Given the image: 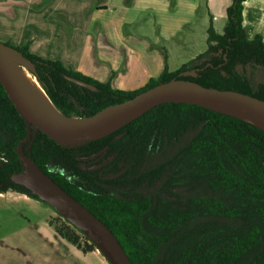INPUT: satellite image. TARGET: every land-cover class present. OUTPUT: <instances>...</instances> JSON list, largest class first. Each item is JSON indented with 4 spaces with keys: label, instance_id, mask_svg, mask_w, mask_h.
Masks as SVG:
<instances>
[{
    "label": "trees",
    "instance_id": "16d2710c",
    "mask_svg": "<svg viewBox=\"0 0 264 264\" xmlns=\"http://www.w3.org/2000/svg\"><path fill=\"white\" fill-rule=\"evenodd\" d=\"M245 1L228 7L224 33L209 27L204 52L176 70L166 64L134 90L43 58L30 43L16 47L35 62L43 88L70 116L94 114L174 77L264 99V38L248 36ZM26 135V120L0 81V191L41 199L13 178L25 170L18 146ZM23 148L114 231L135 264H264V128L256 123L172 101L111 133L76 142L57 141L33 125ZM59 215L60 224H49L62 238L85 253L98 249Z\"/></svg>",
    "mask_w": 264,
    "mask_h": 264
},
{
    "label": "rangeland",
    "instance_id": "374dc122",
    "mask_svg": "<svg viewBox=\"0 0 264 264\" xmlns=\"http://www.w3.org/2000/svg\"><path fill=\"white\" fill-rule=\"evenodd\" d=\"M222 1L217 0V5ZM8 2L6 9L12 17L0 14V40L15 46L31 41V52L43 58L62 60L93 77L96 74L112 82L117 80L121 88L127 90L140 88L151 77H158L166 64L170 70H176L204 52L208 42L200 39L196 46L187 44L190 49L179 56L171 45L180 46L182 41H177L178 35L172 37L171 34L178 31L179 37H184L185 31L181 28L196 26L197 14L208 13L212 3L214 11H219L214 0H131V15H137V20L149 27V33L142 31L139 23H131L134 37L130 44L127 40L110 38L117 22L126 16L122 8L126 0H2L0 8ZM106 3L110 7H98ZM227 20L228 14L222 21L211 15L207 29L214 23L216 31L224 33ZM129 27L125 25V32L128 33ZM191 36L194 40L197 38ZM159 45H163L162 48ZM62 220L58 211L41 199L16 190L0 191V243H21L26 255L23 264L33 255L40 264L68 263L69 260L55 259L52 246L42 237L26 232L35 224H60ZM95 252L86 257L81 255V259L87 264H111L99 249ZM69 257L72 263L79 264L76 256ZM9 262H15V258L0 250V264Z\"/></svg>",
    "mask_w": 264,
    "mask_h": 264
},
{
    "label": "water",
    "instance_id": "95a60500",
    "mask_svg": "<svg viewBox=\"0 0 264 264\" xmlns=\"http://www.w3.org/2000/svg\"><path fill=\"white\" fill-rule=\"evenodd\" d=\"M9 56L26 67L37 78L39 83L40 81L35 62L15 45L0 40V81L27 124V135L18 146V154L25 165V170L15 173L13 178L18 183L27 186L33 193L38 194L41 199L48 202L60 214L79 227L96 244L111 264L135 263L114 231L86 205L66 191L25 152L23 142L29 140L33 125L57 141L76 142L103 136L105 134L94 135L92 132L136 115L131 119L133 120L158 104L175 101L202 104L211 108H214L212 106L214 102L227 105L234 104L251 113L262 124L237 114L233 115L249 120L264 128L263 98L236 89L209 87L195 80L177 77L158 83L130 99L110 104L91 115L70 116L55 105L61 114L64 115V118L51 119L41 115L30 103L14 75ZM70 78L92 89L97 88L94 84L82 79Z\"/></svg>",
    "mask_w": 264,
    "mask_h": 264
},
{
    "label": "crops",
    "instance_id": "0c3cea01",
    "mask_svg": "<svg viewBox=\"0 0 264 264\" xmlns=\"http://www.w3.org/2000/svg\"><path fill=\"white\" fill-rule=\"evenodd\" d=\"M0 1H2V0H0ZM5 1H7V0H5ZM126 1H127V3L122 4V8L125 9L126 16L117 22V24L115 25L116 31L112 32L113 36L110 38L116 39V40L121 41V42H123L124 40H127L131 44V40H133V37H134L133 35H131V23H134V25L139 23L138 26H140V27L142 26V31H146L147 33H149V27L146 24L142 23V21L137 20V15H131V0H126ZM214 2L216 3V6H218L217 0H214ZM2 3H4V2H2ZM9 3L10 2L6 3L4 6H2L0 8V14L3 13V14H6L7 16L12 17L10 12H8L6 9L8 7ZM231 3H232V0H223L221 5L218 6L219 11H214L213 5L215 6V4L212 3V6H211L210 11L208 13L205 12V13L197 14L196 26L193 25L191 27V29H186L185 27L181 28L182 32L185 31L184 37H179L178 31L171 34L172 37L175 35H178L179 38L177 37V41H179V42L182 41V44H180V46H175L172 44L171 48L173 49L175 47L176 49H174V50L178 53V55L183 56L190 49V45H187V44H195V46H196V43L200 39L206 40L207 36H208V29L207 28L210 24L211 15H213L214 18L218 17L219 21H222V19L224 17H227V8ZM103 6L110 7V5H108L107 3L104 5H102V4L98 5V7H100V8ZM212 21H213V19H212ZM214 22H215V19H214ZM125 25L130 26L128 28L129 29L128 33L125 32V30H124ZM244 26H245L247 34L250 38H253L256 34H259V33L262 34V36L264 38V0H246L245 1ZM157 30L159 31V27ZM187 30L190 33L187 32ZM179 31H181V30H179ZM219 31H223V29L219 30ZM191 35H194L197 38H195V40H194V39H192L193 37ZM7 39L13 40V37L12 38L8 37ZM108 42L112 45V43L110 41H108ZM27 43H30V47H31L32 42L28 41ZM158 44H160V42ZM174 44H175V42H174ZM159 46L162 48L163 45L162 46L159 45ZM199 52H201V51H197V53H199ZM191 56H193V55H191ZM107 73L108 72L106 71L105 74L107 75ZM88 75H90V74H88ZM94 77L97 79H100V80L108 79L104 75L94 74ZM113 82L116 84L115 86L121 87V85H119L117 83V80L116 81L114 80ZM44 226H46L45 229H44ZM26 232L27 233L32 232L35 235L42 237L44 242L47 243V245L52 246V248H53L52 253L54 254L53 256L55 259H58V260L64 259L66 261L69 260V261H67L68 262L67 264H74L71 262L72 259L69 256H76V258L79 260V264H87V261H84L83 259H81V255L86 257L88 255V253L82 252L80 249L73 246V244L69 243L67 240L62 238L49 223H48V225H46V224H35V225L31 226L30 228H27ZM54 241H56V243ZM0 244H1L0 245L1 251L3 250V252H5L6 255H10V256H13L15 258V262H9L8 264H23V260H24V257L26 255L24 256V248L22 247L21 243L17 244L15 242H1ZM33 256L30 259H27L26 264H40L36 259L33 258ZM53 264H57V263L53 262Z\"/></svg>",
    "mask_w": 264,
    "mask_h": 264
},
{
    "label": "bare ground",
    "instance_id": "6f19581e",
    "mask_svg": "<svg viewBox=\"0 0 264 264\" xmlns=\"http://www.w3.org/2000/svg\"><path fill=\"white\" fill-rule=\"evenodd\" d=\"M14 70V75L27 95L30 103L37 109V111L48 118L51 119H61L64 118V115L61 114V112L57 109L45 89L41 86V84L38 82L37 78L27 70L26 67L22 66L18 61L8 57ZM212 106L218 110L229 112L231 114H237L239 116H242L244 118H247L249 120H252L258 124H262L256 117H254L251 113L245 111L244 109L236 106V105H227V104H221V103H212ZM136 115L121 120L119 122H116L110 126L95 130L92 132L94 135H103L106 133H111V131H115L118 128L122 127L126 124V122L130 121L132 118H134ZM98 138V137H97Z\"/></svg>",
    "mask_w": 264,
    "mask_h": 264
}]
</instances>
